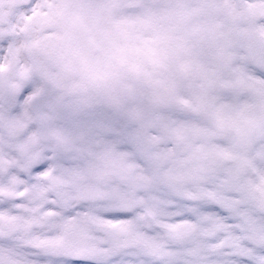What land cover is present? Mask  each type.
Here are the masks:
<instances>
[{"label": "snow or ice", "instance_id": "snow-or-ice-1", "mask_svg": "<svg viewBox=\"0 0 264 264\" xmlns=\"http://www.w3.org/2000/svg\"><path fill=\"white\" fill-rule=\"evenodd\" d=\"M0 264H264V0H0Z\"/></svg>", "mask_w": 264, "mask_h": 264}]
</instances>
